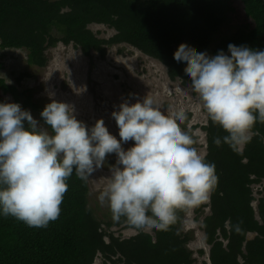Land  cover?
Instances as JSON below:
<instances>
[{
    "label": "trees",
    "instance_id": "1",
    "mask_svg": "<svg viewBox=\"0 0 264 264\" xmlns=\"http://www.w3.org/2000/svg\"><path fill=\"white\" fill-rule=\"evenodd\" d=\"M233 1L243 4L254 25L223 32ZM92 24L107 25L115 33L99 37ZM60 42L73 44L86 56H105L108 47L125 43L162 62L173 80L187 83L185 65L174 59L181 44L210 49L214 55L227 53L230 43L264 50V0H0L1 49H26L29 64L43 68L49 62L47 51ZM26 77L31 74L23 72L17 83H9L0 75V102H6L3 94H10L23 108L41 113L45 107L33 100L30 90L19 88ZM191 116L181 126L197 148L199 137L187 126ZM202 128L208 150L204 158L215 164L217 175L210 214L203 221L211 263L264 264V184L259 196L253 187L264 181V122L257 121L251 141L239 151L215 145L214 139L226 133L209 118ZM67 183L60 215L47 227L0 215V264H94L98 255L103 264L195 263L188 247L192 233L182 227L187 211H180L167 230L137 229L123 217L97 216L89 204L88 179L73 173ZM204 207L202 202L195 211L200 214ZM115 223L137 233L117 236L111 230ZM251 233L255 236L250 238Z\"/></svg>",
    "mask_w": 264,
    "mask_h": 264
},
{
    "label": "clouds",
    "instance_id": "2",
    "mask_svg": "<svg viewBox=\"0 0 264 264\" xmlns=\"http://www.w3.org/2000/svg\"><path fill=\"white\" fill-rule=\"evenodd\" d=\"M174 59L185 65L190 89L210 121L226 133L215 145L239 151L248 144L254 125L264 122V50L230 43L227 53L209 55L181 44ZM40 116L46 127L21 104L0 102V215L30 227L56 220L68 179L75 173L87 180L109 154L117 160L98 199L114 219L123 217L137 229L167 230L180 211L206 201L217 184L215 164L181 127L186 113L161 110L150 95L130 94L112 112L119 139L103 119L89 127L71 105L54 98Z\"/></svg>",
    "mask_w": 264,
    "mask_h": 264
},
{
    "label": "rangeland",
    "instance_id": "3",
    "mask_svg": "<svg viewBox=\"0 0 264 264\" xmlns=\"http://www.w3.org/2000/svg\"><path fill=\"white\" fill-rule=\"evenodd\" d=\"M233 10L227 12L229 22L222 27L223 32H231L246 23H251L240 1L231 3ZM91 28L99 37H110L115 30L103 24H92ZM218 41V40H216ZM188 46V44H187ZM197 52H207L214 55L210 49L201 50L188 46ZM49 62L40 68L31 66L28 62L26 49H1L0 48V75L9 83H17V77L23 72H28L31 77L22 80L19 88L30 90L33 100L46 106L54 98L57 101L71 105L78 120L89 127L97 120L103 119L109 131L119 139V128L112 117L123 100L135 94L138 98L150 95L159 104L161 110L172 108L184 111L186 115L192 113L187 124L188 129H193L198 138L197 150L204 157L207 150L206 132L202 128L207 124L208 116L200 105L197 97L190 89V83H183L180 78L173 80L168 68L160 61L142 54L137 49L127 44H119L107 48L105 56L93 52L86 56L73 44L65 45L60 42L47 51ZM50 94L54 97L50 98ZM6 102H16L12 95L3 94ZM136 102L135 99L132 100ZM19 103V102H16ZM21 106L23 107L22 103ZM25 109V108H24ZM30 110L33 117L41 126L44 121L39 111ZM182 127V126H181ZM251 132V136H252ZM133 142L124 144L125 149L131 147ZM242 146L240 149H243ZM115 154H109L104 165L97 169L93 176L88 178L90 186L89 204L100 219H114L109 213L107 202L101 204L98 199L100 192L109 182L110 168L116 164ZM255 195L259 196L260 185H254ZM211 194L203 203L207 206L198 214L195 206L187 210L182 227L192 233L188 243L193 251L194 264H212L210 259V245L206 242L203 230L205 216L210 214ZM255 206L257 203L255 202ZM115 235L129 237L137 233L132 228L114 224L111 228ZM148 231H152L148 230ZM255 234H249L253 237ZM203 250V253L200 250ZM94 264H103V258L98 255ZM111 264V263H109Z\"/></svg>",
    "mask_w": 264,
    "mask_h": 264
}]
</instances>
